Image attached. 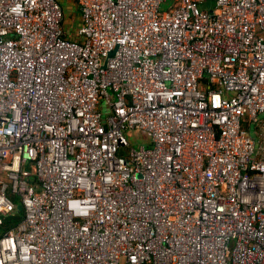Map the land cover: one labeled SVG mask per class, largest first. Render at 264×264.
<instances>
[{
	"label": "built area",
	"instance_id": "2783aa9c",
	"mask_svg": "<svg viewBox=\"0 0 264 264\" xmlns=\"http://www.w3.org/2000/svg\"><path fill=\"white\" fill-rule=\"evenodd\" d=\"M74 1L0 0V264H264V0Z\"/></svg>",
	"mask_w": 264,
	"mask_h": 264
},
{
	"label": "rangeland",
	"instance_id": "374dc122",
	"mask_svg": "<svg viewBox=\"0 0 264 264\" xmlns=\"http://www.w3.org/2000/svg\"><path fill=\"white\" fill-rule=\"evenodd\" d=\"M212 3H214V0H212ZM170 7H171L170 3L163 5L162 12H165V13L168 12ZM70 18L72 20V31H79L80 28L82 27V22H81L80 13L77 10V8L75 11H73ZM65 22H66V19H65ZM127 138L129 140L130 147L125 149L126 153H128L131 148L138 149L141 145L146 143V139L143 138L138 133H133L131 135H128Z\"/></svg>",
	"mask_w": 264,
	"mask_h": 264
},
{
	"label": "crops",
	"instance_id": "0c3cea01",
	"mask_svg": "<svg viewBox=\"0 0 264 264\" xmlns=\"http://www.w3.org/2000/svg\"><path fill=\"white\" fill-rule=\"evenodd\" d=\"M57 1L63 7L65 14L68 16L65 22L66 31L72 32V20L69 17H71V14L73 13V11L76 10L75 1L74 0H57ZM262 118H264V116H262Z\"/></svg>",
	"mask_w": 264,
	"mask_h": 264
},
{
	"label": "water",
	"instance_id": "95a60500",
	"mask_svg": "<svg viewBox=\"0 0 264 264\" xmlns=\"http://www.w3.org/2000/svg\"><path fill=\"white\" fill-rule=\"evenodd\" d=\"M65 16H66V18L68 17L66 14H65ZM69 18H70V17H69ZM70 19H71V18H70ZM18 209H19V210H22V207L19 206Z\"/></svg>",
	"mask_w": 264,
	"mask_h": 264
},
{
	"label": "trees",
	"instance_id": "16d2710c",
	"mask_svg": "<svg viewBox=\"0 0 264 264\" xmlns=\"http://www.w3.org/2000/svg\"><path fill=\"white\" fill-rule=\"evenodd\" d=\"M18 217H21L20 215Z\"/></svg>",
	"mask_w": 264,
	"mask_h": 264
}]
</instances>
